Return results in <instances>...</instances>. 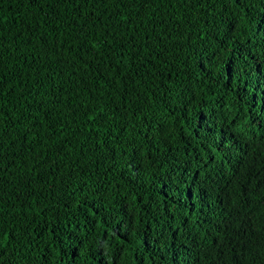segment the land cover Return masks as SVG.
I'll list each match as a JSON object with an SVG mask.
<instances>
[{
	"label": "trees",
	"instance_id": "1",
	"mask_svg": "<svg viewBox=\"0 0 264 264\" xmlns=\"http://www.w3.org/2000/svg\"><path fill=\"white\" fill-rule=\"evenodd\" d=\"M0 264H264V0H0Z\"/></svg>",
	"mask_w": 264,
	"mask_h": 264
}]
</instances>
